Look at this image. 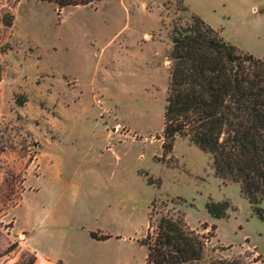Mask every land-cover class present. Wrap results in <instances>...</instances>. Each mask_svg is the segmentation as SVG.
Wrapping results in <instances>:
<instances>
[{"label": "rangeland", "instance_id": "374dc122", "mask_svg": "<svg viewBox=\"0 0 264 264\" xmlns=\"http://www.w3.org/2000/svg\"><path fill=\"white\" fill-rule=\"evenodd\" d=\"M191 15L264 58V0H0V264H145L152 202V222L179 212L205 239L201 263L264 264V219L238 185L187 140L162 156L156 139L171 27Z\"/></svg>", "mask_w": 264, "mask_h": 264}, {"label": "trees", "instance_id": "16d2710c", "mask_svg": "<svg viewBox=\"0 0 264 264\" xmlns=\"http://www.w3.org/2000/svg\"><path fill=\"white\" fill-rule=\"evenodd\" d=\"M57 8L85 7L99 0H35ZM9 16L5 26H10ZM169 80L162 115V156L179 139H185L210 156L214 176L237 184L255 215L264 199V58H255L224 41L196 15L170 31ZM151 184V183H150ZM140 245L145 264H203L205 239L189 229L183 214H160L152 222V209ZM227 202H208L205 210L214 219L225 216ZM103 241L108 236L90 233ZM34 254L20 264H34ZM61 264V261L58 262ZM204 264H238L221 259Z\"/></svg>", "mask_w": 264, "mask_h": 264}]
</instances>
